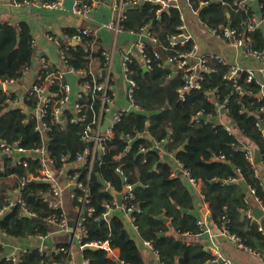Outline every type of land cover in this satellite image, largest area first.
I'll return each mask as SVG.
<instances>
[{
	"label": "trees",
	"instance_id": "trees-1",
	"mask_svg": "<svg viewBox=\"0 0 264 264\" xmlns=\"http://www.w3.org/2000/svg\"><path fill=\"white\" fill-rule=\"evenodd\" d=\"M21 3L31 0H17ZM206 0H190L194 9L199 12L202 21L215 28L232 25L242 27L251 16L252 11H244L229 4L210 2ZM159 6L149 0L139 1L137 5L127 9L125 27L140 31L149 26L159 39V45L146 42V50L153 57L155 47H170V36L178 32L181 24L180 11L170 8L158 13ZM260 16L264 17V0H259L252 6ZM75 32L66 29L65 36ZM255 48H264V29L259 28L251 33ZM61 38V37H60ZM30 25L27 22L14 26L9 22L0 23V80L17 78L22 68L34 62L35 49ZM189 40L184 45L177 44L172 49L163 50L165 54L186 52L193 47ZM93 52L85 43L70 46L67 51L68 64L76 69L88 68L91 56L100 63L102 45ZM212 70L206 71V81L202 89H191L183 100L179 88L184 84L183 74L174 75L171 67L163 66L148 70L143 69L142 61L134 56L131 63V76L136 80L134 104L137 111L128 110L115 125L114 136L106 141V153L93 166L90 172L86 162L79 167L70 166L68 173H80L79 182L88 185V202L85 205L84 224L87 229L83 243L109 241L111 248L121 247L122 254L118 259L112 258L109 251L101 248L86 247L84 254L90 258L89 264H146L141 248L130 232L125 220V212L115 208L109 215V220L101 218L106 211V204H114L116 191L121 192L127 184L133 185L134 197L130 200L140 204L142 212L135 213V223L142 239L152 243L163 264H212V254L200 244L188 245L183 235L202 232L198 225L199 218L192 213L194 209V194L182 177V173L172 176V165L164 161L161 151L154 147L156 142H163L168 151H175L176 158L188 168L191 175L203 182V195L210 204L212 222L222 229L226 226L231 234L238 236L242 243L256 251L264 253V232L259 229L257 220L248 218L247 210H254L255 197L264 208V174H256L254 165L246 158L245 147L253 144L262 154L264 161V135L259 121L264 120V97L260 93L262 84L248 82L247 74L241 73L239 83L244 94L234 92L232 83L224 79L229 65L211 61ZM220 89L219 101L230 97L227 115L232 124L244 136L230 132L220 123L209 121L197 122L198 112L217 115L216 104L209 100V90ZM8 95L0 90V140L8 143L20 142L28 150L43 144L41 132L36 130L35 119H23L26 114L21 107H10ZM95 109L100 106L96 99ZM30 107L33 102H29ZM68 114L71 113L68 111ZM91 114V112H90ZM47 141L48 148L56 158L55 168L63 166L61 156L68 154L70 161L83 150L85 142L82 139L84 123L52 122ZM148 131L153 140L140 136ZM133 138L129 142L127 136ZM172 137V140L169 138ZM146 147V151H142ZM120 158H116L117 155ZM224 156V158L222 157ZM0 208L5 205L13 188L18 186L22 176L37 173L39 161L31 156L28 167L15 162L13 157H2L0 141ZM14 174L18 181L15 185L4 181L5 177ZM235 177L237 181H228ZM110 184L111 186H109ZM250 187L256 193L251 196L252 204L246 199L250 197ZM247 188V190H246ZM76 196L73 205L79 207L82 202L79 197L85 192L75 187ZM50 184L45 181H30L23 189L22 196L34 216H21V206L17 205L6 211L0 218V230L7 236L25 239L37 234H48L56 227L47 218L57 210L50 207L46 198L49 196ZM94 207L92 215L88 208ZM184 209H188L185 212ZM166 218L170 219L180 237L164 235L169 231ZM59 251H52L48 256L38 247H33L25 253L18 264H66L68 244H60ZM0 245V252L2 251ZM0 264H15L6 257Z\"/></svg>",
	"mask_w": 264,
	"mask_h": 264
},
{
	"label": "built area",
	"instance_id": "built-area-1",
	"mask_svg": "<svg viewBox=\"0 0 264 264\" xmlns=\"http://www.w3.org/2000/svg\"><path fill=\"white\" fill-rule=\"evenodd\" d=\"M139 1L142 0H115L113 3V16L109 20L107 26L113 31L114 34V44L111 49L102 47L100 53L103 58V62L99 67L94 66V62L97 60L96 57L91 56V62L88 68L76 69L74 66L68 64L67 51L70 46L74 45V42L85 43L93 52L100 50L99 41L100 34L99 30L92 29L89 27H79L75 32L68 36H59L56 34H47V39L58 45L61 66H54L46 56H39V62L34 67V64L27 65L22 68L20 76L17 78H11L6 80H0V84H3L4 91L8 95V103L17 104L20 100L19 96L16 95L14 91V86L25 79H29L28 87L23 95V100L25 106H19L22 108V112L26 114L23 119L24 122L30 119H35L37 121L36 130L41 132L43 144L35 149H26L20 145L19 141L14 143H8L5 140L1 141L2 152L3 153H20L22 158L18 159V163H22L23 166L28 167L29 158L33 156L36 158L40 167L37 173H31L20 178L18 186L12 189L11 195L5 205L0 208V217L12 207L17 205L21 206L20 215L21 216H34L35 212L31 211L27 205V202L22 196V189L32 180L45 181L50 184L49 196L46 200L49 202L51 208L57 210L58 212L52 213L48 216L47 220L56 230L53 232L73 233L74 237L77 239L80 247L85 249L86 247L94 246L101 247L109 251L110 255L112 253V248L109 245V241H97L92 243H83V239L86 236L87 229L84 224L85 220V205L88 202V185L83 182H79L77 179L80 176L79 172L74 174L68 173V167L71 165L74 168L81 166L84 163H88L90 167V172L93 169L94 164L102 158L106 153V141L108 137L114 136L115 125L122 119L127 109L119 110L114 112V106L116 102V92L112 86V76H113V64L117 46V39L121 32L128 31L129 33L139 34L141 37L146 34L155 45H159L158 37L149 29V26H144L140 31H135L133 29H128L125 27V20L127 19V9L128 5H137ZM159 6L158 13L170 8H176L180 11L181 24L177 27L178 32L170 36L171 46L170 47H155L154 56L151 57L146 50V42L141 38L135 42L134 46H131L124 50L122 58V66L124 71L125 80L128 83V95L134 106V93L137 87L136 80L131 76V63L133 62L135 56V50L141 58L142 64L148 67V70L155 67L163 66H174L177 72L183 74L184 84L179 88V94L183 100H185V95L191 89H202L204 82L206 81L205 72L212 70L210 65L211 61H218L223 64L229 65V69L224 76L228 82L232 83L234 87V92L242 95L244 90L242 85L239 83L241 78V73L247 74L248 82H258L262 84L263 90L260 93L261 98L264 97V83L261 82L258 77L256 70L251 67H243L239 63L229 62L227 57L218 52H211L208 54H199L198 47L193 44V47L186 52H175L172 54H165L163 50L172 49L177 44L181 43L184 45L186 42L192 39L191 34L187 30V16L183 10L181 0H149ZM259 0H206L202 1V5H208L210 2H219L221 4L231 3L233 6L240 8L246 12L252 11L251 16L243 23L242 27H233L232 25L224 26L221 28L211 27L203 22L206 30L213 36L222 38L232 44L236 49L241 50L244 56L251 60H257L260 63L258 70L264 72V48L257 49L254 46L253 38L251 33L255 30L262 28L264 29V17L260 16L256 11L252 10L254 3ZM40 2L43 7L56 10L64 7L65 0H31L24 3H35ZM95 4V0H74L73 3V13L75 16L80 18L88 17ZM61 37V38H60ZM33 47L37 46V42L33 40ZM35 58V57H34ZM73 73L75 76V86L76 89L73 92L70 83L67 80L66 74ZM172 72V71H171ZM220 89L215 87L209 90V100L216 103L217 115L219 117V122L227 130L234 133V128L231 124L224 122L220 117L221 114L226 111L230 100V97H226L222 101H219ZM99 99L100 106L99 109H95V100ZM29 102H33V106H29ZM17 106V105H15ZM18 107V106H17ZM137 108V106H136ZM264 112V106L261 108ZM68 111L71 115L68 114ZM91 112V114H90ZM111 114H113L111 116ZM202 115H207V120L212 119V113H204L200 111L196 114L195 119L197 122L202 121ZM49 117L52 122L60 123L66 125L69 123H84V128L82 130V139L85 142L83 150L75 157V159L70 161V156L68 154H63L61 156V161L63 166L60 169L55 168L56 158L53 156L51 150L48 148L47 141L49 139V131L52 129L49 123ZM215 117V116H214ZM106 119H109V124L106 129H104V124ZM258 125L261 127L264 135V120H260ZM145 133V132H144ZM144 133L141 134L144 136ZM131 139L129 135L127 136ZM172 140V137L169 138ZM157 144V145H156ZM156 148L162 146L163 142L156 143ZM154 146V147H155ZM146 147H142V151H146ZM246 158L254 165L256 174H260V164L256 163V151L255 149L247 145L245 147ZM121 155H117L116 158H120ZM224 158V156H222ZM173 174L182 173L192 185H198L201 180L196 179L191 175V172L186 168L182 162L178 161L177 170L172 171ZM67 174L69 180L75 185L83 189L85 192L79 197L82 205L79 206V215L74 227L70 226L68 214L64 208L63 200V190L64 187L60 184V176ZM235 177H231L228 181H237ZM111 186L110 184H108ZM128 191L126 192L123 200V204L118 206L117 201L114 204L107 203L106 211L101 215V218L109 220V215L113 212L115 208L122 209L127 216H129L133 223L136 225L135 213L142 212V207L140 204H134L130 200L134 197L133 185L127 184ZM249 195L246 199L248 204H252L251 196L256 193L255 188L250 187ZM255 201L260 200L255 197ZM262 206V205H261ZM263 208V207H262ZM84 209V213H82ZM264 209V208H263ZM94 207L88 208V214L92 215L94 213ZM248 218L251 221L256 220L253 210H247ZM198 225L200 226L202 232L208 231V225L203 219L198 220ZM137 227V225H136ZM259 229L264 232V229L259 223ZM224 235H227L230 239L236 241L240 246L256 252L262 257L264 261V253L256 251L246 245H244L241 239L235 234H231L226 226L221 229ZM37 234L33 237H38L44 240L47 236L52 234ZM157 254L158 252L153 247L152 243L146 241ZM39 250L46 254L47 256L52 252L45 244H40L38 246ZM31 248H22L17 253L16 250L12 251L6 256L8 260L13 261L18 264L21 261L22 256L27 253ZM60 248L57 249L59 251ZM159 256V255H158ZM90 258H86L85 264H89ZM67 262V261H66ZM212 264H234V262L228 258L224 257L218 250H213V256L210 260ZM43 264H48L43 262ZM159 264H163L159 258Z\"/></svg>",
	"mask_w": 264,
	"mask_h": 264
},
{
	"label": "crops",
	"instance_id": "crops-1",
	"mask_svg": "<svg viewBox=\"0 0 264 264\" xmlns=\"http://www.w3.org/2000/svg\"><path fill=\"white\" fill-rule=\"evenodd\" d=\"M114 1L115 0H95V4L93 6L91 14L88 17L80 18L75 16L73 13L74 0H65L64 7L56 10L47 9L43 7L40 2L21 3L17 0H0V23L9 22L14 26H19L20 23L27 22L30 25L33 39L37 42L34 56L36 65L38 64L37 62H39V56H46L49 60H51V63L54 66H61L62 62L58 45L48 40L46 37L47 34L51 33L63 36L66 29L76 30L79 27H89L99 30L100 44L107 49H111L114 44V34L113 31L107 26V24L114 14ZM181 3L183 6V10L187 16V30L192 36L191 40L194 42V44L197 45L199 54L202 55L211 52L222 53L227 57L229 62L239 63L243 67H251L255 70H258L260 63L257 60L246 58L241 50L236 49L228 41L213 36L208 32V30H206L205 26L203 25V21L199 16V12L193 8L190 0H181ZM254 5H256V3H254ZM139 38H141L139 34H132L128 31L121 32L118 36V49L115 53L112 76V86L114 91L116 92L114 112L123 109L129 110L133 105L128 95V83L125 80L123 74L124 71L122 66V58L124 50L131 46H134L135 42H137ZM133 49L135 50L134 47ZM134 52L136 53L135 56H137L141 61V58L137 54L136 50ZM100 64L101 63L99 60H96L94 62L95 67H99ZM36 65L34 67H36ZM170 67L173 74L177 75L178 72L175 70L174 66ZM28 84L29 79H25L14 86L13 89L16 95L19 96L20 100L17 104L10 103V107L25 106L23 95L25 94ZM112 115L113 114H111V116ZM220 117L224 122L232 125V127L234 128V133L240 140H244V136L232 124V120L227 115L226 111H224ZM212 120L216 123L219 122L218 115H216L215 117L213 116ZM148 135L152 136L148 131H146L144 133V136L147 137ZM127 138L129 142L133 141V139L130 140L129 137ZM249 145L252 146L257 152V149L253 144L249 143ZM156 147L157 146H155V148ZM159 150L161 151L163 160L169 162L172 165V168L174 170H177L178 159L176 158V152L168 151L164 144L159 147ZM4 154L7 153L2 152V157ZM8 155V157H13L15 162L18 161L19 158H22V154L20 153H10ZM2 166L3 161H1L0 167ZM69 168L71 167H68L67 169L69 170ZM259 168L261 174H264V164H260ZM177 175L178 174L172 173V176ZM182 177L185 179L186 183L190 185L189 187L192 188L194 194L195 204L192 213L195 214L199 219H203L209 228L208 231L200 232L197 234H184L183 238L185 242L188 245H202L212 254V256L213 250H218L224 257L230 258L234 262V264H264L261 256H259L254 251H250L240 246L236 241L230 239L227 235H224L221 231V228H219L212 222L210 217V204L203 195V182L201 181L198 185H192L183 174ZM1 179L2 177H0V180ZM4 181L11 182V185L13 186L15 185V183H17L18 179L14 174H11L6 176ZM60 184L64 187V208L68 214L70 226L74 227L79 215V207L73 205L72 202V200L75 199L76 196L75 185L69 180L67 174H64V176H60ZM254 205L255 207L260 206L262 208L260 203L255 202ZM124 218L127 222L130 232L140 245L141 253L146 264H159L158 254L148 244H146V240L144 241L142 239L139 234L138 226L136 227L129 216L125 215ZM256 220L261 223V220ZM167 223L169 226V231L164 235L171 234L176 237H180V235L176 232L174 226L172 225L170 219L169 221H167ZM42 243L52 251H57L60 244L62 243L68 244V257L66 259V264H85L86 257L84 254V249L80 247V244L71 232H53L44 240H41L38 237L16 239L7 236L0 230V245L3 248L0 252V260L14 250H16L18 253L22 248L38 247ZM121 254V247L112 248V258L118 259Z\"/></svg>",
	"mask_w": 264,
	"mask_h": 264
},
{
	"label": "water",
	"instance_id": "water-1",
	"mask_svg": "<svg viewBox=\"0 0 264 264\" xmlns=\"http://www.w3.org/2000/svg\"><path fill=\"white\" fill-rule=\"evenodd\" d=\"M132 6L133 5L130 4V5H128V8H130ZM141 39L143 41H145V42L149 41V38L146 36V34L143 35L141 37ZM77 44H78V42H74V45H77ZM135 50H136V48H135ZM33 64H34V66L36 65V61L35 60H34ZM143 69H144L145 72L148 71V67L146 65L143 66ZM256 73H257L258 77L260 78L261 82L264 83V72L261 71V70H256ZM66 77H67V80L70 83V85L72 87V90L74 92L75 89H76L74 74L69 72V73L66 74ZM4 89H5L4 85L0 84V90L4 91ZM129 110L137 111V108H136V106L132 105ZM207 118H208L207 115H202L201 116V119H203V120H207ZM108 124H109V119H106L105 124H104V129H106ZM147 137L150 140H153L152 136L148 135ZM8 156H9L8 154H4L3 155V157H8ZM261 162H263L262 154L259 151H257L256 152V163H261ZM246 190H247V188H246ZM127 191H128V187L125 186V188L121 192H118V191L114 192L115 196H116V201H117L118 206H121L123 204L124 196H125ZM84 211L85 210L82 209V213H84ZM185 211H188V210L185 209ZM253 213H254V215H255V217L257 219L261 220V225H262V227L264 229V210L260 206H257V207L254 208ZM166 221H169V219L166 218ZM90 248H95V247L94 246H90Z\"/></svg>",
	"mask_w": 264,
	"mask_h": 264
}]
</instances>
